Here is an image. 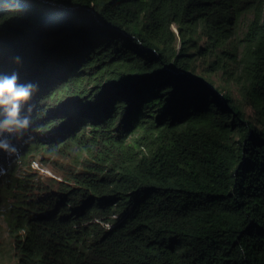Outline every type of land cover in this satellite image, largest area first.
Here are the masks:
<instances>
[{"label": "trees", "instance_id": "trees-1", "mask_svg": "<svg viewBox=\"0 0 264 264\" xmlns=\"http://www.w3.org/2000/svg\"><path fill=\"white\" fill-rule=\"evenodd\" d=\"M21 7L0 13V75L39 88L37 130L0 151L11 264H264V0Z\"/></svg>", "mask_w": 264, "mask_h": 264}, {"label": "clouds", "instance_id": "clouds-1", "mask_svg": "<svg viewBox=\"0 0 264 264\" xmlns=\"http://www.w3.org/2000/svg\"><path fill=\"white\" fill-rule=\"evenodd\" d=\"M9 11H22L21 0H0V13L7 14ZM14 62L19 64L20 57H14ZM18 80L19 76L15 72L0 75V151L17 159L20 157V149L10 137H23L29 129L37 130L33 128V107L29 105L23 115L21 112L39 88L38 84L19 83ZM7 172L8 169L0 163V176L7 175Z\"/></svg>", "mask_w": 264, "mask_h": 264}, {"label": "rangeland", "instance_id": "rangeland-1", "mask_svg": "<svg viewBox=\"0 0 264 264\" xmlns=\"http://www.w3.org/2000/svg\"><path fill=\"white\" fill-rule=\"evenodd\" d=\"M87 11L90 13L95 12V18L94 20H97V14L96 11L93 10L92 8H87ZM140 19L142 18V14H139ZM250 14H245L243 19H240L239 21L235 22L234 20L228 22L226 24L227 27V32H234L237 36L241 34V32L244 29L245 24L248 22L250 19ZM171 28L173 29L174 33L177 31V25L172 23ZM203 42L207 39L202 38ZM230 41V40H229ZM229 41L226 43V47L228 48ZM177 48H178V41L176 40ZM203 44V43H202ZM203 46V45H201ZM221 50V49H220ZM217 48L213 46L210 52H208L207 48L203 50V53L208 52V56L206 54V62L208 65V68L210 70H213L215 68L217 61L215 54L219 51ZM205 68V64L202 65ZM199 77H203L202 75L198 74ZM212 80H215V77H212ZM42 159L41 155L39 153H36L32 156H30L26 163L29 164V167L26 166L24 168L25 172L29 174L30 176L34 177V181H41L42 183L45 181L46 178L48 177H54L55 173L51 169L49 165H43L40 160ZM47 162H50L51 164L53 163L55 166H66L68 164V157H62L58 155H46L44 156V159ZM11 250H12V244L7 232V228L4 224V222L0 218V264H11L13 257L11 255Z\"/></svg>", "mask_w": 264, "mask_h": 264}, {"label": "water", "instance_id": "water-1", "mask_svg": "<svg viewBox=\"0 0 264 264\" xmlns=\"http://www.w3.org/2000/svg\"><path fill=\"white\" fill-rule=\"evenodd\" d=\"M85 9H87V8H85ZM86 11H87V10H86ZM90 14H91V16H92L93 18H95V17H94L95 15H94L93 13H90ZM177 73H180V74H181L182 72H181V71H178ZM182 74H183V73H182Z\"/></svg>", "mask_w": 264, "mask_h": 264}]
</instances>
